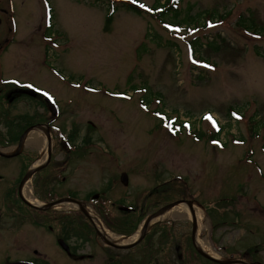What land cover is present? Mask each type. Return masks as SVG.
<instances>
[{"label": "rangeland", "instance_id": "1", "mask_svg": "<svg viewBox=\"0 0 264 264\" xmlns=\"http://www.w3.org/2000/svg\"><path fill=\"white\" fill-rule=\"evenodd\" d=\"M3 1L1 150L16 152L17 144L4 139L8 119H51L50 136L43 131L50 158L46 152V164L27 182L34 198L73 194L124 237L159 207L191 200L202 213L200 236L215 253L209 256L227 260L250 252L264 264V0H178L181 15L172 21L168 13L165 23L177 25L188 7L194 19L189 28L172 29L146 12L155 0H136L144 4L140 14L119 7L120 0H12L13 24ZM111 5L116 10L106 25ZM240 17L263 34L237 25ZM21 89L32 90L33 98H18ZM166 118H174V132L162 124ZM29 132L20 153L0 158V194L14 176L8 168L29 169L42 156ZM51 211L49 243L39 244L40 227L21 225L10 234L16 243L4 247L9 258L31 257L30 247L20 246L26 237L49 264H214L192 244L193 214L153 218L139 243L116 249L102 242L78 207ZM67 218L81 236L64 243L58 231Z\"/></svg>", "mask_w": 264, "mask_h": 264}, {"label": "flooded vegetation", "instance_id": "2", "mask_svg": "<svg viewBox=\"0 0 264 264\" xmlns=\"http://www.w3.org/2000/svg\"><path fill=\"white\" fill-rule=\"evenodd\" d=\"M10 1V0H8ZM5 2L1 0L0 2V12L5 13ZM21 93L19 95H23L26 89H21ZM18 95V96H19ZM25 95V94H24ZM6 133V132H5ZM16 132L13 131L12 134L14 135ZM4 135V134H3ZM8 135L7 133L5 134ZM16 135V134H15ZM3 158V157H0ZM0 171L2 167L0 166ZM26 168L13 165L7 169L8 174L14 175L11 179H7L5 184L2 187L1 194H0V264H13L15 262H26L27 264H49L47 260L42 259L40 256L37 255V245L34 242H30L24 238V242L22 243V247L29 248L33 251L31 257H16V258H9V254L5 253L4 247L8 244L16 243V240L10 236L14 232V230L19 229L21 225H28L31 227H40L44 231L43 237L39 244L46 245L48 244V239L46 234L52 232V211L49 209H38L36 206V199H28L23 198L21 195V186L20 182L22 179L23 174L25 173ZM4 180V174L0 173V181ZM39 218V219H37ZM32 234L36 235L35 231L33 230ZM72 236H67L64 239L65 241L69 240ZM8 238V241L5 240ZM51 241V240H50ZM48 242V243H47ZM32 244H35L32 246ZM75 250V246L71 247L70 250ZM244 256L246 258H250L251 261H256L253 257L250 256L249 253H245Z\"/></svg>", "mask_w": 264, "mask_h": 264}, {"label": "bare ground", "instance_id": "3", "mask_svg": "<svg viewBox=\"0 0 264 264\" xmlns=\"http://www.w3.org/2000/svg\"><path fill=\"white\" fill-rule=\"evenodd\" d=\"M44 130H45L44 127H35L29 132V135L31 136L30 141L33 142L39 148L40 153L42 155L41 158L38 159V161H36L34 165H38V164L42 163L43 160L45 159V156H46V152H47L46 145L47 144H46V138L43 134ZM27 184L28 183H26L24 185L21 193L24 196V198L33 199L34 196L31 194V191H30L29 186ZM59 206H62L64 208L79 207L78 205H76L74 203H69V202H62L61 205H59ZM83 208L85 209L86 213L89 215L91 220L93 221L96 229L99 231V233L107 241H110V242L115 243V244H126V243H129V242L135 240L141 232V227H140L133 235H131L129 237H124L121 235L114 234V233L110 232L104 226V224L102 223V221L100 220V218L96 215V213L94 211L87 208L86 206H83ZM191 214L194 215V218L197 222V230H196L195 236H194L195 246L197 247L198 250L202 251L203 253L214 256L215 253L213 252L209 242L207 240H205L204 238H201V236H200V224H201V220H202V213L199 210H197L196 208L192 207L191 209H189L184 204H180L178 206L176 205V206L166 210L165 212L157 215L155 218L157 220V219H163V218H168V217H180L182 215L190 216Z\"/></svg>", "mask_w": 264, "mask_h": 264}, {"label": "trees", "instance_id": "4", "mask_svg": "<svg viewBox=\"0 0 264 264\" xmlns=\"http://www.w3.org/2000/svg\"><path fill=\"white\" fill-rule=\"evenodd\" d=\"M160 1L161 0H155V4L160 5V8H162V10L160 12L158 11L155 13L157 21H160V22L166 21V16L168 15V13H170V15L172 16L171 17L172 21H175L177 19V17L181 15V12L179 13V10L176 7H173L172 3H174V1L166 0V2L164 4H161ZM170 4H171V6H170ZM164 5H168V6L165 7ZM111 6L112 7H110V10H108V12L105 15L104 21H105L106 25L111 23L112 12L116 10V6H114V5H111ZM119 7H122V9H126V10L134 12L136 14L141 13V10L131 3L121 1L119 4ZM190 11H191V8L188 7L187 13H184V16L181 18V20L178 21V23L190 25L191 21L194 19L192 16H189ZM246 21L247 20L244 21L243 17L242 18L240 17L239 20L236 22V24L239 25L240 27H244L246 30L252 31L253 33L263 34L262 30L260 28H258L253 22H251V20L247 21V22ZM198 45H199V47L201 46L200 43ZM30 124H31V122L29 119V115H27V114L17 115V116L12 117L11 119H8V121L6 122V125H8V127L10 128L9 133L13 132V130L16 129L17 132L15 134H17V135L9 134L10 139H6L4 137L6 144H11V143L15 142L17 140L18 134H20L22 132V130ZM12 128H14V129L12 130ZM217 135L218 134H212L211 136H209V139H214ZM196 137L199 138L200 136L197 134ZM71 138H73V137L71 136ZM93 195H94L93 193H88L85 196V198L87 200H91V198H93ZM69 196L75 197L73 194H71ZM52 199H54V198H50V200H52ZM125 219H128V214H126ZM120 231L123 232L124 230H120ZM59 232L61 233V236L63 238H66L68 235L71 236L72 234H74L73 231H71V224L69 221H67L66 224L60 223V231ZM124 233L126 234V232H124ZM109 264H120V263L109 262Z\"/></svg>", "mask_w": 264, "mask_h": 264}, {"label": "water", "instance_id": "5", "mask_svg": "<svg viewBox=\"0 0 264 264\" xmlns=\"http://www.w3.org/2000/svg\"><path fill=\"white\" fill-rule=\"evenodd\" d=\"M32 127L26 129L24 131V133L22 134L21 138H20V142H19V145H18V148L15 152V154H18V152L20 151V147H21V140H22V137L31 129ZM47 136H50L49 135V132L47 130ZM15 154H6L4 152H2L0 150V156H5V157H9V156H12V155H15ZM49 157H50V148H49V145L47 147V160L46 162L49 160ZM41 164V165H38V166H30V168L27 170V172L24 174L23 178L21 179V182H20V185H22L25 181H27L36 171H38L40 168H42L45 164ZM120 180L123 184H126L127 183V178H126V175L125 174H121L120 176ZM61 201H69V202H73V203H76L80 206V210L85 214V216H87L89 219V215L86 213L85 209L83 208V204L82 202L80 201H77L75 199H72V198H65V199H60V200H57L55 202H52V203H49V204H46L44 206H42V208H51L53 206H56L58 203H60ZM182 202H185L187 203V205L192 208V202L191 201H185V200H178V201H175V202H172V203H169V204H166L165 206L159 208L157 211H155L154 213L150 214L149 216H147L142 224H141V232L139 234V236L127 243V244H115V243H112L110 241H107L104 239V237L99 233L98 230H96V233L98 234V236L101 238V240L107 245V246H110V247H113V248H117V249H128V248H131L133 247L134 245H136L144 236L145 234L147 233V231L149 230L150 227H152V225L156 222H152V219L155 218L157 215L165 212L166 210L174 207L175 205H178L179 203H182ZM195 229H196V221H195V218L194 216H192V241H194V235H195ZM198 253L201 254L202 256L212 260V261H215L217 263H220V264H261L260 262H255V263H249V262H245L244 260H241V259H228V260H220L218 258H215V257H211L205 253H203L202 251L198 250ZM13 264H27V263H21V262H17V263H13Z\"/></svg>", "mask_w": 264, "mask_h": 264}]
</instances>
